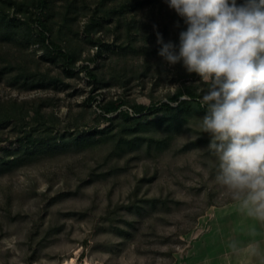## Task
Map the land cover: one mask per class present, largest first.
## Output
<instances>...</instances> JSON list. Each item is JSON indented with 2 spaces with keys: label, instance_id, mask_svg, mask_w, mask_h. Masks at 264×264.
Masks as SVG:
<instances>
[{
  "label": "rangeland",
  "instance_id": "obj_1",
  "mask_svg": "<svg viewBox=\"0 0 264 264\" xmlns=\"http://www.w3.org/2000/svg\"><path fill=\"white\" fill-rule=\"evenodd\" d=\"M38 1L0 0V102L25 107L22 118L0 109V155L106 133L0 175V264H175L207 211L238 207L214 179L199 123L206 112L180 113L169 130L153 124L156 113L120 114L168 103L186 87L201 95L198 74L158 55L157 33L178 45L183 19L165 0H47L43 10ZM37 17L72 65L48 41L36 44ZM111 102L125 104L105 114ZM149 139L168 143L148 149ZM155 198L157 207L147 202Z\"/></svg>",
  "mask_w": 264,
  "mask_h": 264
},
{
  "label": "clouds",
  "instance_id": "obj_2",
  "mask_svg": "<svg viewBox=\"0 0 264 264\" xmlns=\"http://www.w3.org/2000/svg\"><path fill=\"white\" fill-rule=\"evenodd\" d=\"M165 3L186 27L178 45L157 33L158 55L200 76L199 123L210 135L214 179L244 215L264 223V0ZM240 252L237 264H264L258 241Z\"/></svg>",
  "mask_w": 264,
  "mask_h": 264
},
{
  "label": "trees",
  "instance_id": "obj_3",
  "mask_svg": "<svg viewBox=\"0 0 264 264\" xmlns=\"http://www.w3.org/2000/svg\"><path fill=\"white\" fill-rule=\"evenodd\" d=\"M38 6L42 10L47 8V0H39ZM1 24L6 22L5 19L0 18ZM37 22L39 24V28L41 29V33L39 36V40L35 41L37 43H42L45 45V43L48 41L47 31L49 30L46 22H44L41 18L37 17ZM7 37H2L4 40ZM31 36L28 41V44L31 42ZM11 40V39H10ZM6 41H9V38L6 39ZM34 42V43H35ZM46 49L49 52L56 51L59 56H62L64 58L66 65L69 67L72 65L75 61L74 56L67 55L55 42L49 40L48 44H46ZM57 56V55H56ZM92 77V74H90ZM187 95L189 96V100L187 99H180L181 96ZM200 94L193 91L191 88L186 87L185 89H181L177 92V94L173 97L169 98L168 103H162L160 106H152V107H146L143 105H134L133 111L135 116H132L131 113L128 111H121V116H124L127 120H130L134 117H138L137 115H143L144 112H151L153 114H158V117L153 121V124H166V130H169L170 128H177L178 123L181 121L179 120V115L182 113L183 115L187 112H206V109L204 108L203 104L200 102ZM176 102V106H173L171 102ZM125 103L121 102L119 104L115 103H108L103 112L105 114H113L116 113ZM4 106V107H2ZM0 109L1 112L6 114V118H14L18 117L22 118L23 114L25 113V107L20 106V102L16 100H12L8 103H1L0 102ZM108 121H113V118L107 117ZM105 131H100L99 134L101 137H96V135H81L73 139L69 140H62L61 142H58L56 140L53 141H31L28 145H20L16 149H13V151H6L3 155H0V175L6 174L7 171L15 168H19L31 161H33L34 157L46 153L48 151L57 149V148H66L68 146L74 145L77 147L88 145L93 146L95 145L101 138H103V135H105ZM168 139H149L147 141V148L150 149L154 144H156L159 148L164 149L165 146H167ZM190 148V144H187L183 147V150H186ZM147 202L150 203V205H153L154 207H157L158 203L160 202V199L155 198L152 200H147Z\"/></svg>",
  "mask_w": 264,
  "mask_h": 264
},
{
  "label": "crops",
  "instance_id": "obj_4",
  "mask_svg": "<svg viewBox=\"0 0 264 264\" xmlns=\"http://www.w3.org/2000/svg\"><path fill=\"white\" fill-rule=\"evenodd\" d=\"M253 240L264 252V223L247 217L238 207L213 208L201 217L199 236L175 264H228L229 259L237 264L243 255L240 249Z\"/></svg>",
  "mask_w": 264,
  "mask_h": 264
}]
</instances>
